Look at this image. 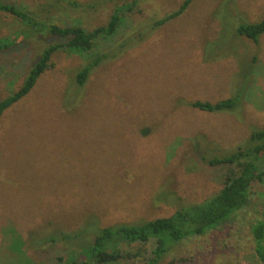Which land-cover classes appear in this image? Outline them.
Instances as JSON below:
<instances>
[{
  "label": "rangeland",
  "instance_id": "obj_1",
  "mask_svg": "<svg viewBox=\"0 0 264 264\" xmlns=\"http://www.w3.org/2000/svg\"><path fill=\"white\" fill-rule=\"evenodd\" d=\"M0 1L89 29L106 22L116 2L130 0H76L79 8L68 0ZM180 2L135 0L117 32L93 51L114 47ZM262 16L264 0H192L93 68L81 88L73 80L83 55L54 53L30 92L0 117V264H64L63 243L35 247L28 235L69 232L88 217L108 225L164 216L217 190L222 170L201 156L222 154L264 120V34L253 42L234 31ZM20 26L0 13V37L26 34ZM64 40L30 34L0 51V98L21 84L42 46ZM237 92L233 111L184 103ZM251 214L178 242L159 264H260L242 224Z\"/></svg>",
  "mask_w": 264,
  "mask_h": 264
},
{
  "label": "trees",
  "instance_id": "obj_2",
  "mask_svg": "<svg viewBox=\"0 0 264 264\" xmlns=\"http://www.w3.org/2000/svg\"><path fill=\"white\" fill-rule=\"evenodd\" d=\"M134 1L116 2L107 21L89 29L76 23L64 25L50 22L16 3L0 1V13L18 19L23 31L20 32L26 33L0 37V51L30 34L50 33L65 38L62 42H49L42 46L36 59L28 66L21 84L0 98V117L30 92L38 77L50 67L54 53L67 51L83 55V63L75 71L73 80V85L81 88L93 68L119 55L124 48L138 43L146 31H152L179 16L192 2L181 0L175 9L152 18L142 31L138 29L110 49L94 52L93 48L99 39L117 32L123 15L131 10ZM68 4L72 8L84 5L76 0H68ZM234 31L237 35L258 42L264 34V16L255 21H242L235 26ZM241 98V93L237 92L214 101L194 99L185 100L184 103L194 110L225 112L236 109ZM201 158L206 164L219 167L222 175L220 187L200 201L181 203L168 215L136 222L100 225L88 217L77 229L69 232L55 228L43 234L30 233L28 242L35 247L63 243L69 250L64 264H159L178 242L203 235L246 211L251 212L252 216L242 224L247 227L252 254L260 264H264V120L260 125L252 126L246 139L236 146L218 155L203 154ZM258 195L260 200H254L259 199Z\"/></svg>",
  "mask_w": 264,
  "mask_h": 264
}]
</instances>
